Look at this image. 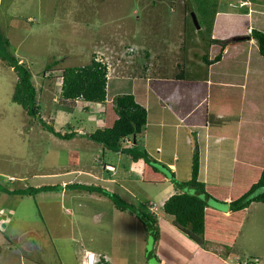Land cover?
<instances>
[{
    "label": "rangeland",
    "instance_id": "1",
    "mask_svg": "<svg viewBox=\"0 0 264 264\" xmlns=\"http://www.w3.org/2000/svg\"><path fill=\"white\" fill-rule=\"evenodd\" d=\"M148 1L2 0L0 3V34L9 42L7 51L31 73L40 108L38 117L53 124L58 132L65 133L72 128L78 133L71 141L60 140L44 129L39 118L29 117L21 106L13 103L11 98L17 75L3 59L0 60V218L6 222L0 226V264H82L83 248H102L104 243L111 246L117 258L128 254L133 262L143 260L144 246L136 241L141 234L136 228L137 222H133L129 211L118 210L111 197V194L122 196L119 194L121 191L105 194L99 189L102 187L95 185L99 191L88 192L83 189L84 184L80 186L74 180V175L83 173V170L106 173L103 162L104 165L111 162L119 174L132 172L137 176L142 166L119 158L110 150H105L102 161L98 153L99 144L86 136L97 129L96 123L88 122L83 107H78L75 101L63 103L60 99L64 68L88 65L93 51L97 52L94 55L97 60L109 67L102 56L106 54L100 49L106 40L120 42L117 44L118 53H110L114 56V64L120 61L127 66L125 63L128 62L133 71L142 73L144 65H149V59L145 61L143 57L145 47L152 49L154 41L161 39L163 43H156V47L163 52L164 62L169 68L162 69L163 74L176 76L182 73L184 78L202 81L207 76L205 64L208 62L210 29L218 13L220 16L214 23L217 26L215 37L228 38L220 40L226 41L225 46H229L226 56L232 58V69L223 67L226 73L231 71L233 82L229 107L241 115L240 120L232 119V122L243 126L240 133L243 143L244 134H247L248 141H258V129L264 122V58L252 59L253 53L258 55L256 44L232 39L246 32V12L254 7L264 10V0H251L254 4H248V9L240 5L243 0H157L154 6ZM249 15L252 20L253 13ZM255 19H258L256 14ZM158 49L151 53V69L155 67L156 54L160 55ZM213 51V56L221 59L220 46H215ZM0 52L2 56L6 54L2 41ZM202 54L205 55L203 59ZM130 55L132 57L127 58ZM238 56L244 58L243 61L247 57L248 67L254 75L246 76L244 68L235 59ZM49 65L53 66L47 71ZM152 73L155 74V69ZM107 119L110 124L112 109L107 110ZM189 150L192 157L188 163L182 154L179 162H173L177 167L175 182L190 180L193 155L199 153L201 176L199 172L198 180L202 182V176L207 177L209 186L218 184L222 194L233 193L228 191L230 178L236 177L238 189L248 186L257 177L258 171L254 168L261 164L259 158H254L245 171L240 164H233L230 155L224 156L220 162L210 157L208 162V156L202 153L204 149L197 148L194 140ZM137 151L144 154L140 148ZM147 159L149 165L164 171L163 174L172 175L161 164ZM204 170L205 176L202 174ZM35 175H40L43 178L40 181L45 185L55 180L59 188L24 196L1 189L34 187L36 180L32 177ZM66 175H70L73 184L61 191L60 180ZM11 177L15 179L10 181ZM126 185L135 195L133 199L123 193L132 206L149 213L148 202H151L157 207L156 213H162L165 192L159 183ZM210 191L221 194L217 190ZM181 192L192 193L187 189ZM254 207L250 214L245 212L253 240L247 243V238H243L238 249L242 254L241 264H264V223L263 226L258 225V222H264V203ZM152 243L150 239L145 245L148 252Z\"/></svg>",
    "mask_w": 264,
    "mask_h": 264
},
{
    "label": "crops",
    "instance_id": "2",
    "mask_svg": "<svg viewBox=\"0 0 264 264\" xmlns=\"http://www.w3.org/2000/svg\"><path fill=\"white\" fill-rule=\"evenodd\" d=\"M156 1L157 0H150L148 2L154 6ZM248 4L253 5L254 3L251 0L240 1V5L246 6L247 9L250 6ZM249 13H253L252 20ZM255 14L258 15V19H255ZM263 15L264 10L262 8L254 7V9L248 10V12H246L248 26L246 32L241 35H247V31L255 28L254 26L264 31V23H262V19L264 18ZM219 16L218 13L215 14L214 23L215 19ZM214 23L211 29V38L228 39L215 37L217 26L215 27ZM118 43L120 42L106 40L105 43L103 42L105 46L100 48L104 50L106 55H101L105 57L109 65L106 101L102 104L88 103L82 100H77L75 102L78 104V107L79 105L83 107V112L88 122L96 123L97 129H102L105 126H110L115 120L113 113V119H111L110 124H108L107 110L112 109L113 99L121 95H132L135 102L146 111V125L140 134L127 137L129 140L128 145H124L121 142L122 150L116 151L114 154L119 158H125L134 164L141 165L142 169L138 176L132 172L119 174V172H117V167L111 162L106 163L107 165H104L103 162V169L106 173L99 171L94 173L91 170H83L81 174H73L75 176L74 180H77L80 185H96L102 187L110 193H115V190H119L121 191L119 194L122 195L120 197L128 204L131 203L125 195H129L133 199H135V195L128 189L129 187L126 183L139 182L141 185L145 184L148 186L152 183H159L160 186L164 188L165 192V197L162 198L163 202L174 193L181 192L174 185V172H176L177 167H175L173 162H179L181 160V154L185 156L184 158L187 159V163L190 161L192 155L189 148L193 144V140L197 148L199 146L204 149L202 153L204 156H208V162H210V157H212L214 161L220 162L224 156L230 155L233 159V164H240L242 167H245V171L250 167L254 158H259L261 164L259 167L254 168L258 171V174L254 180H251L248 185L249 187L242 186L238 189L236 187V177L232 180L231 178L229 179L228 191H233V193L229 192L227 194H222L219 191L218 184L209 186L210 182L206 179L207 177H200L205 184L207 193L218 201L216 202L210 198L206 200L208 207L205 209V227L201 237H195L188 229L177 225L174 217L165 215L162 212L161 214L156 213V215H154L157 238L153 239L151 235H148L144 231L143 225L137 217L128 212L133 222H137L136 228L139 229L141 233L136 241L144 246L142 249L143 260L139 259L133 262L128 254L125 256L121 255L122 257L117 258L108 243H104L102 248H83L82 260H84L86 253H94L105 256L107 258L106 264H232V262H234V264H241L242 254L239 253L238 249L243 242V238H247V243L253 240V234L252 236L249 235V219L246 218L245 212H249L250 214L255 208L254 206L259 205V203H252L244 212H232L229 203L245 193L260 176V172L264 165V122L261 123V127L258 129L257 142H253L254 140L248 141L246 138L247 134H244V143L242 142L240 133L243 126L240 123L235 124V121L232 122V119L240 120L241 115H239L238 110L232 111L229 107V103L232 101L231 94L233 86L231 71L227 73L223 71V67L228 66L231 68L232 64V58L230 59L226 56V50L229 46H225L224 48L220 47L223 52H221V59H219V56L216 57L217 55L213 56L212 54L215 46H207L208 62L206 64L204 63L207 76L205 80L201 81L184 78L182 73L176 76L163 74V72L169 68L164 62L165 57L162 56L163 52L156 47V43H163L161 39H156L154 41L152 49H146L145 47L143 57L145 61L149 59V65H144L145 67H143L142 73L133 71L128 65V62L125 63L127 66L121 64L120 61L114 64L113 54L116 52L118 53ZM248 43L255 44L253 40ZM254 47L256 52H258L257 47ZM157 49L160 55L157 56L156 54L155 67L151 69V66L153 67L151 53L154 51L157 52ZM111 52L113 54H110ZM221 53H219V55H221ZM95 54H97V52L93 51L92 56ZM204 56L205 55L202 54L201 59H203ZM131 57L130 55L127 58ZM253 57L262 60L259 53L257 56H254L253 53L252 59ZM246 58L245 56V61L242 60L244 58L239 56L235 59H237L244 68L246 76L248 74L254 75L251 73V68L248 67L249 63L247 64ZM252 59L250 60L251 64L253 61ZM153 69H155V74L152 73ZM162 69L164 71H162ZM242 82L243 80L240 82L243 86ZM214 88H216V90ZM217 88H220V91H217ZM221 93H223V95H221ZM221 101L225 102L218 106V103ZM51 126L58 132L53 124H51ZM68 132H73L78 135L72 128L69 129ZM201 137L203 140H201ZM137 148H140L144 154L141 151H137ZM211 148L213 149L212 151ZM226 149L231 150L227 151ZM105 150L107 149L99 144L98 153L102 157V161L105 158ZM169 153L173 154L169 156ZM134 155H136V160L132 158ZM177 156H179V158ZM147 157L153 160L154 163H159L163 167H168L172 175L168 177L167 174H163V171L156 172V170L147 163V161H149ZM198 158H200L199 153ZM198 161L201 176V162L200 160ZM202 174L205 176V170ZM53 176L55 177L57 175ZM69 177L70 175L61 177V191H64L69 185L73 184V179ZM32 178L36 180V184L33 188L48 186L43 184V181H40L43 179L40 175H35V177ZM54 181L55 180H52L49 186H59L56 184L58 182ZM93 182L95 184H93ZM212 189L217 190L221 194L210 191ZM187 190L193 193L192 190ZM123 193L125 195H123ZM149 203L151 202H148V204ZM263 223L264 222H258V225L263 226ZM256 224L257 222L254 223V225ZM245 230L247 231V234H245L247 236L244 235ZM150 239L153 240V243L151 250L148 252L145 245H147Z\"/></svg>",
    "mask_w": 264,
    "mask_h": 264
},
{
    "label": "trees",
    "instance_id": "3",
    "mask_svg": "<svg viewBox=\"0 0 264 264\" xmlns=\"http://www.w3.org/2000/svg\"><path fill=\"white\" fill-rule=\"evenodd\" d=\"M211 25V24H210ZM213 26V21H212ZM211 26V29H212ZM200 29V27L198 28ZM210 29V27H209ZM210 29V32H211ZM240 36L234 37L232 40H239ZM0 41L6 48V54L2 56L0 52V60L3 59L8 66L15 70L17 80L14 86L12 95V102L21 106L27 115L31 118H39V106L36 100L37 91L32 82V76L28 68L23 63L13 57L8 51L6 45L9 44L8 40L0 34ZM243 40V39H242ZM246 42L253 40L257 46L259 55L264 58V31L258 29H251L250 34L244 38ZM240 42V41H239ZM220 46L224 48L226 41H222L217 38H209L207 46ZM217 57V56H216ZM54 66L57 64H53ZM52 65V66H53ZM49 65L46 67L47 71L52 67ZM107 75L108 69L106 64L98 61L96 56H92L88 65L82 67H67L62 71L61 79V92L60 99L64 102L82 100L88 103H104L106 101V89H107ZM50 76V74H48ZM112 109L115 115V120L110 126L104 128H98L93 133L87 134V138L95 143L101 144L105 149L110 151H119L121 149V142L127 137H133L141 133L146 125V111L143 107L138 105L132 95L117 96L112 101ZM47 132L51 133L60 140H71L76 137V133L68 132L61 134L56 132L53 127L38 119ZM133 159H137L136 155L132 156ZM199 158L198 154L194 153L192 172L190 180L183 183H176L174 185L177 189L192 190L189 192H176L167 198L162 203V212L165 215L174 217L175 223L183 228H188L192 235L195 237H201L204 233V220L205 209L208 207L207 199L210 198L216 202L206 191L205 184L198 180L199 175ZM153 167V166H152ZM156 172H160L159 169L153 167ZM170 172L168 167H164ZM164 173V171H163ZM80 185V184H79ZM76 184V186H79ZM82 186V185H80ZM59 186H41L38 188L24 187L21 189H15L11 187L1 188L6 192L14 195H35L38 192H50L55 191ZM83 189L88 192H98L101 189L102 193L109 194L102 188L95 186H84ZM263 190V191H261ZM114 198L116 207L121 211H129L130 214L135 215L137 219L142 223L144 231L153 237L157 238V230L155 228L156 212L153 213L149 210V213H145L131 204L126 203L119 196L111 194ZM119 203V204H117ZM252 203H264V165L260 172V176L256 182L239 198L229 203L230 210L232 212H239L245 208H248ZM150 205V204H149ZM149 209V208H148Z\"/></svg>",
    "mask_w": 264,
    "mask_h": 264
},
{
    "label": "built area",
    "instance_id": "4",
    "mask_svg": "<svg viewBox=\"0 0 264 264\" xmlns=\"http://www.w3.org/2000/svg\"><path fill=\"white\" fill-rule=\"evenodd\" d=\"M1 2H2V0H0V3H1ZM122 144H124V145H128V144H129V140H128L127 138L123 139ZM149 206H150L149 209H150L153 213H155V212L157 211V207H156L154 204L150 203ZM1 222H2V221H0V223H1ZM84 259H85L84 262H83L84 264H95V261H94L95 259L98 260L97 262L105 261V260H106L105 257L100 256V255H96V254H94V253H86Z\"/></svg>",
    "mask_w": 264,
    "mask_h": 264
},
{
    "label": "clouds",
    "instance_id": "5",
    "mask_svg": "<svg viewBox=\"0 0 264 264\" xmlns=\"http://www.w3.org/2000/svg\"><path fill=\"white\" fill-rule=\"evenodd\" d=\"M253 29V28H252ZM250 32H251V30H249L248 31V34L247 35H245V36H241V37H244V38H246L249 34H250ZM222 54V53H221ZM108 69V68H107ZM15 178L14 177H11V178H9V180L10 181H13ZM12 188V187H11ZM150 210V209H149ZM3 211H7L6 209H4ZM0 221H2L1 223H0V226H2V225H5V221L3 220V219H1L0 218ZM86 255V254H85ZM96 255H98V254H96ZM103 257H105V256H103ZM84 258H85V256H84ZM106 258V257H105ZM85 260V259H84ZM84 260H82V264H84L83 262H84ZM95 261V264H106V261H107V258H106V260L105 261H100V262H97L98 260H94ZM254 263H256V262H254ZM245 264H247V263H245ZM249 264H253V262H249Z\"/></svg>",
    "mask_w": 264,
    "mask_h": 264
},
{
    "label": "water",
    "instance_id": "6",
    "mask_svg": "<svg viewBox=\"0 0 264 264\" xmlns=\"http://www.w3.org/2000/svg\"><path fill=\"white\" fill-rule=\"evenodd\" d=\"M198 28H199V27H198ZM238 39H239V40H242V39H244V37H239Z\"/></svg>",
    "mask_w": 264,
    "mask_h": 264
}]
</instances>
